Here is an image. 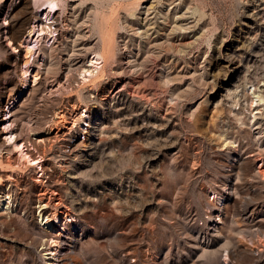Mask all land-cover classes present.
<instances>
[{
	"label": "rangeland",
	"instance_id": "1",
	"mask_svg": "<svg viewBox=\"0 0 264 264\" xmlns=\"http://www.w3.org/2000/svg\"><path fill=\"white\" fill-rule=\"evenodd\" d=\"M15 2L0 0L2 106L9 104L3 93L9 102L18 97L12 119L19 131L33 117L52 137L73 125L75 112L83 120L75 123L72 150L61 144L66 132L49 141L54 174L47 181L0 161L1 174L16 171L21 203L15 222L0 220V264H48L42 243L32 242L46 235L36 219L46 185L74 218L59 238L60 264H264V150L253 122L243 130L234 114L242 111L248 122L247 88L264 86V0H58L51 27L59 41L30 58L40 82L24 92V56L9 37L26 36L38 7ZM96 12L105 17L106 37ZM105 40L112 55L101 79L82 82L74 71L80 81L49 93V85L66 81L69 62L84 57L89 64Z\"/></svg>",
	"mask_w": 264,
	"mask_h": 264
},
{
	"label": "bare ground",
	"instance_id": "2",
	"mask_svg": "<svg viewBox=\"0 0 264 264\" xmlns=\"http://www.w3.org/2000/svg\"><path fill=\"white\" fill-rule=\"evenodd\" d=\"M17 3L18 0H16L15 4ZM34 4L38 7V9H37V13L35 10V14L33 15L34 21L30 26V29L27 31L26 36L22 38L20 41H18L20 35L16 31H13L9 37L10 40H14V44L17 43L15 48L17 49V51H19L18 53L24 56L23 66L21 68L22 80L24 83L23 92L25 91V89H29L31 85H35L40 82V72L34 70L31 71L29 69L30 58L31 57L35 58L36 55H38L39 59H41L40 55L46 54L45 48L48 46V43L51 42L50 47L53 48L55 46L56 41L57 40L59 41L58 37H54L55 29L53 30L51 27V23L55 22L56 19L58 18L57 16L59 10L58 0H34ZM94 18L95 21H97V26L99 27L100 32L103 34V36H105L107 33L106 29L108 28V27L106 28L107 24L104 20L105 17L104 16L101 17L100 14L96 12ZM6 19H8V17H6ZM28 21L29 18H25L24 21L21 23L20 27L21 28L24 27L28 23ZM48 23L50 25H48ZM87 23H88L87 20H84L81 26L82 27L84 26L85 28L86 26H88ZM111 48H112V44L108 43V40L107 41L105 40L103 51L101 53L96 51L95 54L89 57L88 59L89 64H86V59H84V57L76 58L77 61H74L73 63L69 62L66 81L62 82L61 80H58L55 84L49 85V93H54L56 92V90L60 91L62 88H67L68 86H66V83L69 82V84H71L73 78V76L71 77V73L74 71H76V74H78L79 76L80 75L82 76L81 78L82 82H85L87 80L96 81V79L98 78L101 79V76L104 75L105 64L108 58L107 56L109 54L112 55ZM130 60H128L127 63L130 62ZM99 67L101 68V70H99L100 69ZM73 79L75 81L76 80L80 81L79 79H75V78ZM2 95H3V99L5 98L8 99L7 101L9 104L7 107H5L2 106L3 101L2 100L0 101V113H1V117L3 118V121H5L4 127L1 128L0 130V161H2V159H5L8 162V164L17 163L16 166H21V165L26 166L27 168L32 169V171H34L35 174H39L40 172H42V176L44 175V177L45 176L51 177L54 173L53 171L49 172L50 167H52L50 164L51 163L50 160L53 158L52 155H50L52 153V145L48 146L50 143L49 141H51L53 138L54 141H59L62 135L65 136L67 134L66 138L65 137L62 138V139L65 138L64 140L65 144L62 143L63 141H61V144H63L64 148L66 147V149L72 150V147L76 145L77 144L76 141H78L75 138L76 137L75 128H74L75 123L77 121L81 122L83 120V117L79 114V112H75L74 113L75 115H72L71 117L73 118V125L70 126L69 128L68 126L64 125L67 127L68 130L64 131L62 135L61 134L58 135L59 133L58 131L56 132V135H54V137L51 136L52 132L50 131V129L47 131H45L46 127H44V129L42 128L43 130L40 129L39 125H36L35 118L30 117L27 121L25 120V122L21 126L22 130L25 129V127L29 130V135L24 136L22 134V130L19 131L18 127H16L15 121L12 119V117L14 116L13 109L16 105L18 97H16L12 102H9L12 97L10 96L11 94L10 93L6 94L5 92ZM247 97L249 100L248 103L249 104L248 110L250 113L249 114L250 116L248 115L249 121L247 122L245 120V116H242L243 114L242 111H237V112L234 111V114L237 116V119L241 121L240 124H243L241 126L243 130L248 126H250L251 123L253 122L252 127H255L254 128L255 131L258 130L256 133H257V139L260 143L259 150L262 151L264 150V146H263L264 139L262 134L263 133L262 125L261 123H259V119L262 117V115H264V86H253V85L249 86L247 88ZM79 105L80 104L76 105V103H73V107L75 111L79 108ZM236 107L235 110L241 109V106L237 108ZM61 112L62 110L57 112L56 118L64 117L65 114L64 113L60 114ZM92 127L95 128V125H93ZM51 128H53V126H51ZM3 134H5L4 137ZM45 134L48 135L46 137H43V135ZM218 138L222 143H224V146L226 148L232 151L238 150L237 147L239 146V144L237 143L236 140L231 139L223 134H219ZM4 150L6 151L4 152ZM4 153L7 155H4ZM238 153L239 151H237L236 153L237 157L235 156L234 160H237L239 158ZM250 155H254V154H250ZM6 171L9 172L13 171V172L12 173L4 172L1 174V170H0V220L4 222H11V221L15 222L17 220L16 215L19 212L21 206L20 200L16 194V189H15L16 187L15 188L13 187L14 185H16L14 181H16L17 179H16V175H14L15 170H13V168H8V170ZM259 175L264 179V164L262 165V167L259 168ZM46 177L45 180L47 181ZM36 180L38 181L41 179L36 178ZM46 186L45 188H42V191L39 192L38 194V201L40 202V205H38V207L40 213L39 216H36V219L37 221H39L38 223L40 224L41 228H43V231L46 233L45 236L47 237L44 238L45 237L44 235L43 236L36 235L35 237H33L32 242L34 244H37L38 242L42 243L43 245L42 250H44L43 251L44 253L42 254H44V257L46 258V262H48V264H60L64 253H61L60 251L59 238L60 235L64 232V230H66L65 224L66 223L69 224L70 222H73L74 218L72 217L71 214L63 213L64 211L59 209L60 204H63L62 198H60V201L58 203H54L53 194H58V192L52 188H49L50 187L49 185ZM49 191L52 192L51 196H48ZM46 199H48V201L44 202ZM49 208L54 210L49 212L50 210ZM58 231L60 232L58 233ZM67 256L68 258H72V259L76 258L75 257L76 254L74 253H67ZM226 258H228V256Z\"/></svg>",
	"mask_w": 264,
	"mask_h": 264
},
{
	"label": "built area",
	"instance_id": "3",
	"mask_svg": "<svg viewBox=\"0 0 264 264\" xmlns=\"http://www.w3.org/2000/svg\"><path fill=\"white\" fill-rule=\"evenodd\" d=\"M83 117V116H82ZM88 125V127H91L92 129H97V125H95V124H93V125H95V128H93L92 126L93 125H91V124H87ZM80 128V127H79ZM81 129V128H80ZM75 133H76V131H75ZM77 137V136H76Z\"/></svg>",
	"mask_w": 264,
	"mask_h": 264
}]
</instances>
